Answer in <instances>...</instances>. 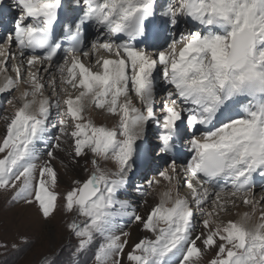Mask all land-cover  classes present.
I'll list each match as a JSON object with an SVG mask.
<instances>
[{
  "label": "snow or ice",
  "instance_id": "snow-or-ice-1",
  "mask_svg": "<svg viewBox=\"0 0 264 264\" xmlns=\"http://www.w3.org/2000/svg\"><path fill=\"white\" fill-rule=\"evenodd\" d=\"M14 2L21 14L6 40L18 47L19 58L0 46V94L19 95L8 101L11 114L3 116L0 190H15L13 201L36 204L48 220L61 199L53 163L57 153L68 151L75 158L91 153L111 160L118 170L109 174L93 159V173L75 180L63 196L66 212L88 219L67 225L78 240L75 256L88 251L98 234L104 243L94 253L97 264H122L131 233L121 234L119 219L129 217L155 237L135 243L127 254L129 264H201L209 251L215 252L210 264H264V209L259 208L264 195L257 200L253 180L257 172L264 177V0H175L160 15L173 26L178 16L189 17L206 31L181 34L170 43L165 39V44L156 43L157 0H119L118 6L117 0H83V15L66 26L69 43L59 60L62 45L54 41L53 28L62 0ZM88 22L103 29L90 48L83 38ZM101 51L107 55L97 59ZM161 72L174 91L167 92L158 116L154 74ZM133 95L142 107L129 102ZM241 97L248 98L239 105L242 115L207 132L203 140L193 135L188 141L192 156L182 166L183 180L175 160L170 171L159 172L167 188L146 214L119 199L133 164L156 156L150 149L139 150L150 122L162 129L159 152L171 153L184 112L195 131L213 125L218 113ZM89 100L118 117V128L86 119ZM184 104L192 107H177ZM53 130L58 133L54 143L49 140ZM41 142L50 144L46 155L38 148ZM147 183L151 189L160 180ZM181 187L190 197L181 195ZM237 200L252 211L223 220Z\"/></svg>",
  "mask_w": 264,
  "mask_h": 264
},
{
  "label": "rangeland",
  "instance_id": "rangeland-1",
  "mask_svg": "<svg viewBox=\"0 0 264 264\" xmlns=\"http://www.w3.org/2000/svg\"><path fill=\"white\" fill-rule=\"evenodd\" d=\"M177 19H178V23L176 26L178 25L186 26V23L183 21L186 20L185 18L180 19V17H178ZM5 41H6V37L2 35V37H0V46H2ZM10 73L12 76L14 75V73H12L11 71ZM159 80L161 82L160 81L158 82L157 79L158 84L163 83L162 73ZM157 82L155 81L156 86H157ZM158 88L161 89V86H158L157 89ZM171 88L172 86L169 87L168 91L174 90L173 88L172 89ZM159 92H160L159 94H162L161 93L162 91ZM166 94L160 95L157 98V101L161 102L159 103L160 105L157 107L158 116L162 114L160 112V107ZM18 95L19 93L15 91L0 94V138H2L5 132V121L3 120V116L9 115L13 111V106L10 105L8 101ZM132 99L137 107H142L139 100L135 98L134 95L132 96ZM182 106L185 108L190 107V105H186V104ZM87 115L91 117V119L95 122L97 126H107L109 128H113V127H117L119 122L118 117L109 115L105 110L96 109L94 107H92L91 112L87 113ZM99 116H101V120H97ZM185 122L187 123V121L183 120L182 129L185 131V134L187 133L188 136L189 135L192 136L188 131V126ZM150 123L152 129L150 128L148 129L144 141L140 142L139 144L140 152H142L141 150L144 151L146 148L151 150L150 145L153 136H156L154 138L159 139L161 128L155 122H150ZM53 135H58V133L55 130H53L52 134L49 135V140L52 143H54ZM65 147L67 148V146ZM38 148L42 153H45L46 155V152L50 150V144L41 142L40 144H38ZM155 152H156L155 158L153 159L151 156H149L147 159H145L142 163L144 167H142L141 172L136 171V173L133 175V178L129 176L128 186L125 189H122L121 193L118 194L119 199L129 201L132 205V209L142 215L146 214L143 208L145 207L149 208L147 204L148 199L156 198L157 189L165 184V182L159 177L158 175L159 172L162 170L170 171L169 164L174 160L173 157L169 155V153L161 154L159 152V145L157 146L156 149L153 150V153ZM59 155H61V157L63 158V160H61L60 162H59L60 159ZM190 155L192 156V153ZM57 156H58L57 160L53 162L54 164L56 163L57 165V166L55 165V167L64 165L68 169V166L65 165L66 163L65 160L69 162V160H71L72 158H73L71 160L72 162L73 161L78 162L77 159L82 158L80 159V161L82 160V163L75 165L80 167L79 175L71 174L70 171L68 170H67L68 173L62 170V175H64L63 177H65V180H63L60 177L61 172H59L60 174L59 185L56 191L60 193L61 199L59 201L58 209L52 218L45 220L42 217L39 208L36 204L28 205L24 202L13 201L12 196L15 190H11V191L0 190V245H7V247H0V264H45L46 259L47 260L54 259L55 264H97L94 258V253L98 249V247L104 243V238L97 234L95 236L93 244L91 245L88 251L79 254L78 256L74 255L75 248L78 244V240L75 237V235L68 230L67 225L73 221H76L77 223L83 225L88 222V219L86 217L80 216L76 211H73L72 213L66 212L63 207L64 205L63 196L66 194L68 190H70L71 187L76 186L73 183L75 180L79 179L83 181L93 173L94 168L93 165L91 164V161L93 159L98 160V163L100 164L101 168L106 172H108L109 174L114 173L118 170L117 165L111 160L106 161L100 159L99 157L93 156L91 153H88L85 157L75 158L74 156H69L68 151H65V152L57 153ZM175 161L176 163H182L184 165L185 163H187L188 160L185 158L181 160V158H179L178 160ZM138 163L139 160L133 164V167L136 165L140 167V163L139 164ZM148 180H153V181L160 180V184L159 185L153 184L152 188L149 189L147 185ZM186 190H187L186 188L181 187V193L182 194L184 193L185 196H188L189 193H187ZM144 193H147V195H145ZM159 197L160 196L157 194L158 200ZM158 200L156 203H158ZM145 201H147V203H145ZM244 206L245 205L242 202H240V204L237 205V207L235 206L230 208L228 214L226 215L222 214V219L227 221L234 217V219L236 220L239 218L238 215L244 212L252 211L251 207L246 206L245 208ZM240 208L243 210V212ZM135 223L136 222L131 220L129 217L120 218L119 225L121 229V234L123 231L132 233V228ZM200 223H201V219L199 213L197 212L195 219L197 232L200 231V227H199ZM138 226L141 230L140 232L142 233L140 239H143L145 237L150 239L155 238L151 233H146L141 225ZM135 228H133V230ZM24 239L27 240V243L22 242V240ZM127 239H130V237H128ZM137 242L138 241L134 242L133 244L128 243V246L125 249V254L122 260V264H129V261L127 260V254L132 250L135 243ZM14 244L16 245L15 248L13 247ZM213 258H215V252L209 251L203 257L201 264H210V261Z\"/></svg>",
  "mask_w": 264,
  "mask_h": 264
},
{
  "label": "bare ground",
  "instance_id": "bare-ground-1",
  "mask_svg": "<svg viewBox=\"0 0 264 264\" xmlns=\"http://www.w3.org/2000/svg\"><path fill=\"white\" fill-rule=\"evenodd\" d=\"M62 1H63V3H62V5H63V7H62L63 13H64V10L67 11L68 13L67 14L66 13H64V14L62 13L61 16L58 15V20H57V22H56V24H55V26L53 28L54 34H58V41L57 42L61 43V45L63 44V41H64L63 36L66 33V26L68 24H70V22L72 20L78 19L77 18L78 14L82 13L81 6H77L75 4V1H77V0H62ZM67 1H69V2L67 3ZM174 2H175V0H157L156 15L153 18V20L155 22V28L159 32L158 41H161V39H166L168 37V35H167L168 32H173L174 30H176V27H173L171 25V23L169 22V18L168 17H163V16L160 15V13L166 9V7L168 6L169 3H174ZM20 14H21V10L15 4L14 0H0V34H1L0 37H2V35L4 37H7L8 35L13 34L14 21H15L16 18H18V16ZM178 17H180V19H182V18L186 19V20H183L186 23V26L184 27V29H185L184 34L185 35L188 34L191 30L192 31L196 30V31H201V32L206 31L204 26L199 25L195 21H192L191 18L185 17V16H178ZM159 25L161 26V29H159ZM94 26H96L94 22H89L88 23L89 29H88L87 34L85 36L86 44L88 45V46H86V44H85V46L88 47V48L90 47L91 43L97 39V37L99 35L103 34V30L93 29ZM96 31H98V32L96 33ZM176 37H179V35H176ZM141 45H142V47H147V44H145V43H142ZM2 46L3 47H8L9 50L11 52L16 53L17 57L19 58V50H17V48H16L17 46L15 45L14 42H11V44L9 45V42L6 40ZM61 49H62V47H61ZM150 50H155V49H150ZM63 55H64V52L61 51V53L58 55L57 59L58 60L62 59ZM97 55L98 56H106L107 54L101 51ZM94 58L95 57L89 58V59H94ZM0 59H2V58H0ZM87 62H89V61L86 60V63ZM39 67L40 66L37 65V68H39ZM32 70L34 71L36 69L34 68ZM161 73L154 74V77H155L154 85H155V81L157 82V79H158V82L160 81L159 78L161 77ZM9 74L11 75L10 72H9ZM14 75H15V73H14ZM44 75H45V78H47V73H45ZM158 82H157V86L155 85V89H154L156 98H158L160 95L166 94L168 92L169 87L171 86V85L167 84V82L164 80V78L162 80L163 83L158 84ZM2 84H3V77L0 76V85H2ZM163 84H164V86H163ZM158 86H161V89H159V88L157 89ZM22 88H26V85L25 86L22 85ZM172 88H173V86H172ZM159 91H162L161 92L162 94H159L160 93ZM47 94H51V89H48V93ZM247 100H248V98L241 97V98H237V100L234 101V102H230L229 105H227L224 109L221 110L220 113H218L217 119H216V121H214V124L212 126H209L208 128H205L204 126H198V129L196 130V132H198V131L200 132L198 135H200V134H202L204 132L214 131L215 128L221 127V126H223L224 123L230 122L231 118H234L235 116H238V115H242V113L239 111V105L241 103H246ZM159 103H161V102L157 101L156 107H158L160 105ZM190 107H192V106H190ZM98 114H100V113H98ZM97 120H101V116H99V118ZM183 120H185V119H183ZM183 120L178 123L176 139L174 141V149H173V152L169 153V155H171L174 160H178L179 158H181V160H183L185 156H189L191 154V152L188 150L189 145H186V141H189L192 138L193 134L190 133L192 136H190V135L188 136L187 133L185 134V131L182 129ZM149 128L152 129L151 128V123L149 124L148 129ZM161 132H162V129L160 131V134H161ZM154 137H156V136H153V139H152V142H151V145H150L151 147L149 146L152 151L154 149H156L157 146L160 143V140L157 139V138H154ZM184 138H185V140H184ZM155 139H156V141H155ZM141 151H142L141 153L144 152L143 150H141ZM59 158H60L59 162L61 160H63L61 155H59ZM80 159H82V158H80ZM80 159H77L78 162H72L71 160H69L70 163L67 160H65V162H66L65 165L68 166V169L64 165H62V166L58 165L59 167H56L58 172H61V176L60 177L63 180H65V177H63L64 175H62V170L65 171V172H67V170H68V171H70L71 174H75V175H79L80 174V171H79L80 167L79 166H75L77 164H81L82 163V160L80 161ZM144 160L145 159L139 160L140 167L138 165L134 166L132 168L134 170H131L132 173L130 172V174H128V178H129V176L133 178V175L136 173V171L141 172L142 167H144V165L142 164ZM55 165H56V163H55ZM177 165H178V171L180 172V175H181V179L183 180V167H182L183 164L182 163H177ZM253 177H255V179L257 181V183L255 185V193H256L257 200H259L260 196L264 195V179L261 180L262 177L259 175L258 172L256 174H254ZM62 179H60V180H62ZM219 183L223 185L226 182L225 181H220ZM166 188H167V183L165 182V184L163 186H160L157 189V194L159 195L162 191L166 190ZM186 192L189 193L188 196H190L189 190H186ZM157 194H156V198L148 199V203L147 204H148L149 208H146L145 207L146 205L144 206L145 208H143L145 210V213H147V211L150 209V207L153 206L157 202V200H158L157 199ZM182 195L185 196L184 193ZM240 202L241 201H239V200L236 201V207H237V205L240 204ZM263 203L264 202L260 203L259 208L264 209V204ZM244 207L246 208V206H244ZM242 212H243V210H242ZM257 216H259L258 211H257ZM231 220H235L234 217L231 218ZM135 227H137V228H135ZM133 228H135V229L133 230ZM133 228H132V233H131L130 239H128L130 244H133L134 242L139 241L141 236H142V233L140 232L141 230H140V228H139L137 223L134 224Z\"/></svg>",
  "mask_w": 264,
  "mask_h": 264
},
{
  "label": "clouds",
  "instance_id": "clouds-1",
  "mask_svg": "<svg viewBox=\"0 0 264 264\" xmlns=\"http://www.w3.org/2000/svg\"><path fill=\"white\" fill-rule=\"evenodd\" d=\"M118 5H119V0H117V6H118ZM97 59H99V56L97 57ZM61 87H63V85H62ZM131 99H132V98H128L129 102L131 101ZM177 107H178V108H182L183 106H182V105H177ZM86 108H87V111H86V113H85V117H86V119H87V118H91L89 115H87V113H90V112H91V109H92V105H91V101H90V100L86 102ZM104 110H105L106 112H108V108H105ZM118 125H119V122H118ZM118 125H117V127H118ZM209 126H212V125H204L205 128H208ZM117 127H113V128H117ZM206 134H207V132H204V133H202V134H200V135H197V137H198L199 139L203 140ZM188 143H189V142L186 141V145H188ZM162 192H163V191H162ZM162 192H161V193H162ZM161 193H160L159 195H161ZM238 219H239V218H238Z\"/></svg>",
  "mask_w": 264,
  "mask_h": 264
}]
</instances>
